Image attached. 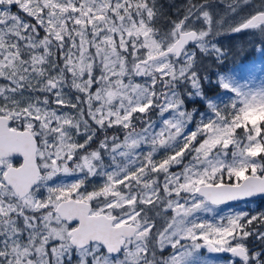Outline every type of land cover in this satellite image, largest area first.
<instances>
[{"label":"snow or ice","instance_id":"snow-or-ice-1","mask_svg":"<svg viewBox=\"0 0 264 264\" xmlns=\"http://www.w3.org/2000/svg\"><path fill=\"white\" fill-rule=\"evenodd\" d=\"M170 6L0 0V264H264V212L197 215L264 202V90L186 107L264 0Z\"/></svg>","mask_w":264,"mask_h":264},{"label":"rangeland","instance_id":"rangeland-1","mask_svg":"<svg viewBox=\"0 0 264 264\" xmlns=\"http://www.w3.org/2000/svg\"><path fill=\"white\" fill-rule=\"evenodd\" d=\"M170 1V0H169ZM159 2H162L159 0ZM186 3V0H172V4L181 5ZM162 5H165L162 4ZM221 10L223 9V5L220 6ZM168 12L174 11L171 7ZM241 38L249 41H255L250 35L246 33L240 34H225L221 35L217 38L216 42L223 48L226 47L228 43L231 41L241 42ZM257 43V42H256ZM223 50L226 52V56L223 60L217 61L215 59H208L207 63L204 65H208L207 70L202 71V74H208L209 69H213L215 67V76L211 77L207 75V80L202 81L203 89L205 85L208 86L212 83L213 87L211 90H219L218 93L212 95H205L208 98V101L202 100L199 97L188 99L191 102L197 101V106L193 104L190 105V111L195 109L198 114H202L206 118H210L212 113L208 111L207 103H217V104H230L236 100V95L234 92L224 89L221 86L222 80H227L231 82L233 87L246 92L251 91H260L264 90V49L259 47L258 44L254 46V53L250 60L246 62H239L235 59L234 53H228L226 48ZM250 48H253L251 46ZM234 61H237L234 63ZM222 67V68H218ZM187 107V106H186ZM259 119V118H257ZM94 147V145H93ZM163 155V152L161 153ZM105 162H108L107 157H105ZM175 170V169H174ZM241 210L250 211L252 213L256 212H264V204H240L237 206L233 205H220L211 207L208 211H203L198 213L197 215L205 221L215 222L216 220L222 218L224 215L231 213L233 211L239 212ZM232 257L223 258L216 255L213 252L208 251L206 248H201L197 254V258L194 264H230Z\"/></svg>","mask_w":264,"mask_h":264},{"label":"trees","instance_id":"trees-1","mask_svg":"<svg viewBox=\"0 0 264 264\" xmlns=\"http://www.w3.org/2000/svg\"><path fill=\"white\" fill-rule=\"evenodd\" d=\"M162 2H159L160 4H164V8L166 10H170L171 9V6H170V1L169 0H161ZM169 15L173 16V18L175 17V12L172 11V12H168ZM257 41H249V40H245L243 38H241V42H236V41H231L228 43V45L225 47L227 49V52L228 53H234L235 54V59L238 60L239 62H246L248 60L251 59L253 53H254V46L255 44H258V42L256 43ZM251 46H253V48H250ZM223 47V48H224ZM209 58H206L205 59V62L204 64L207 63ZM237 61H234V63H236ZM208 68V65H203L201 71H204V70H207ZM218 68H222V67H219ZM214 71H215V67H213ZM213 69H209L208 71V74L207 75H210L211 77H214L215 76V73L213 71ZM213 87V84L211 83L209 86L206 84L205 85V88L203 89V93L205 95H212V94H215V93H218L219 90L215 91V90H211L210 88ZM197 101L195 102H191L189 101L188 99L186 100V106L188 109L191 108L190 105H194V106H197L198 104ZM261 205L264 204V202H261L260 203Z\"/></svg>","mask_w":264,"mask_h":264},{"label":"water","instance_id":"water-1","mask_svg":"<svg viewBox=\"0 0 264 264\" xmlns=\"http://www.w3.org/2000/svg\"><path fill=\"white\" fill-rule=\"evenodd\" d=\"M242 203H237V202H230L228 204H223V205H240ZM220 206V205H219ZM214 253V252H213ZM216 255L218 256H221V257H228V256H231V254L227 253V252H220V253H215Z\"/></svg>","mask_w":264,"mask_h":264}]
</instances>
